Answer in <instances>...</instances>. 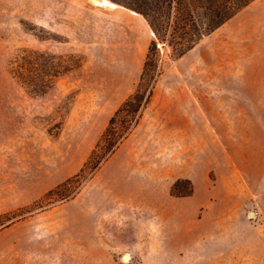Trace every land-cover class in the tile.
<instances>
[{
  "label": "rangeland",
  "instance_id": "obj_1",
  "mask_svg": "<svg viewBox=\"0 0 264 264\" xmlns=\"http://www.w3.org/2000/svg\"><path fill=\"white\" fill-rule=\"evenodd\" d=\"M113 9L0 0V264H264V0L180 58L162 48L130 135L69 196L47 195L139 81L153 31ZM24 49L75 66L33 93L10 72Z\"/></svg>",
  "mask_w": 264,
  "mask_h": 264
},
{
  "label": "trees",
  "instance_id": "obj_2",
  "mask_svg": "<svg viewBox=\"0 0 264 264\" xmlns=\"http://www.w3.org/2000/svg\"><path fill=\"white\" fill-rule=\"evenodd\" d=\"M114 1L142 15L150 25L154 38L136 88L111 116L79 172L49 191V196L66 197L73 193L89 176L94 175L137 126L163 73L162 48H169L173 58L182 57L255 0ZM74 59V56L65 58L24 49L13 61L10 72L31 92L45 93L59 76L75 66ZM181 182L177 180L172 191L181 196L189 195L192 189L179 191Z\"/></svg>",
  "mask_w": 264,
  "mask_h": 264
},
{
  "label": "water",
  "instance_id": "obj_3",
  "mask_svg": "<svg viewBox=\"0 0 264 264\" xmlns=\"http://www.w3.org/2000/svg\"><path fill=\"white\" fill-rule=\"evenodd\" d=\"M91 3L95 4L96 6L100 7V8H111L110 5L112 4H116V5H120L122 7H124L123 5L113 1V0H109L110 3L109 4H104L103 2H101V0H89ZM129 9V8H127ZM131 12H136L135 10L129 9ZM137 13V12H136Z\"/></svg>",
  "mask_w": 264,
  "mask_h": 264
},
{
  "label": "bare ground",
  "instance_id": "obj_4",
  "mask_svg": "<svg viewBox=\"0 0 264 264\" xmlns=\"http://www.w3.org/2000/svg\"><path fill=\"white\" fill-rule=\"evenodd\" d=\"M101 2H103L104 4H109L110 3V1L109 0H101ZM111 6V8L113 9V8H118V7H122V6H120V5H116V4H112V5H110ZM114 10V9H113ZM133 13H136V12H133ZM138 14V13H137ZM253 214H254V212H252ZM125 258H129V255L128 254H126L125 255Z\"/></svg>",
  "mask_w": 264,
  "mask_h": 264
}]
</instances>
